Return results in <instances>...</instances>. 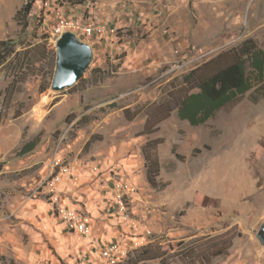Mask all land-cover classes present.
Returning <instances> with one entry per match:
<instances>
[{"label":"rangeland","instance_id":"obj_1","mask_svg":"<svg viewBox=\"0 0 264 264\" xmlns=\"http://www.w3.org/2000/svg\"><path fill=\"white\" fill-rule=\"evenodd\" d=\"M29 4L24 19L17 13ZM72 7L0 0V42L16 41L21 54L0 66V264H109L100 252L112 242L124 256L117 264H264L262 93L204 126L175 110L140 135L157 104H175L191 71L247 39L264 45V0H87L76 19L118 34L81 38L93 48L91 66L73 88L53 93L55 28ZM44 43L47 60L25 55ZM155 140L163 141V190L150 186L145 168L143 148ZM55 160L67 172L52 187ZM57 199L82 216L87 236L57 219ZM148 246L161 258L138 262Z\"/></svg>","mask_w":264,"mask_h":264},{"label":"trees","instance_id":"obj_2","mask_svg":"<svg viewBox=\"0 0 264 264\" xmlns=\"http://www.w3.org/2000/svg\"><path fill=\"white\" fill-rule=\"evenodd\" d=\"M87 0H64L73 7L81 5ZM31 11V4L17 13L27 19ZM27 28V24H24ZM17 42L6 40L0 42V66L5 64L13 55L19 60L21 54L16 52ZM47 44H38L31 47L25 55L39 53L45 60L49 58ZM99 70H95V72ZM54 78V76H53ZM53 78H51L53 80ZM184 83L187 88H182L173 97L174 105L170 101L159 103L155 106L153 114L148 118L145 130L140 134L148 135L158 130L159 124L167 120L170 114L177 110L178 118L188 122L192 127H200L214 119L223 110L234 108L249 92L262 93L264 96V45L259 46L253 39H247L241 45L223 51L211 60L203 63L190 72ZM49 85L41 88L43 93ZM259 87V88H257ZM16 89L12 86L6 89V100L10 102ZM254 101H257L254 100ZM126 113H129L128 111ZM95 137L88 143L94 141ZM162 140L150 141L143 148L147 180L150 186L163 190L168 185L159 181L160 159L158 146ZM184 159V158H181ZM152 246L142 249V255L137 261L155 260L161 258L152 254ZM229 247L217 250L213 257L226 254Z\"/></svg>","mask_w":264,"mask_h":264},{"label":"built area","instance_id":"obj_3","mask_svg":"<svg viewBox=\"0 0 264 264\" xmlns=\"http://www.w3.org/2000/svg\"><path fill=\"white\" fill-rule=\"evenodd\" d=\"M67 31L74 32L83 39H101V41L102 39L116 37L118 34L116 29L109 28L99 22L78 20L76 18H61L55 28V34L59 38ZM62 172L67 171L60 161L55 160L50 172L52 187H55V185L60 183L63 175ZM52 206L55 207V212L58 218L65 225V228L69 233H77L82 236L88 235L89 227L78 212L63 208L60 203H58V199L53 202ZM100 253L101 257L109 264H117L124 258L120 246L116 242L104 246ZM82 264H87V262L84 261Z\"/></svg>","mask_w":264,"mask_h":264},{"label":"water","instance_id":"obj_4","mask_svg":"<svg viewBox=\"0 0 264 264\" xmlns=\"http://www.w3.org/2000/svg\"><path fill=\"white\" fill-rule=\"evenodd\" d=\"M56 69L51 84L53 93H62L73 88L86 74L94 60V51L76 33L67 31L56 42ZM264 246V227L258 232Z\"/></svg>","mask_w":264,"mask_h":264},{"label":"crops","instance_id":"obj_5","mask_svg":"<svg viewBox=\"0 0 264 264\" xmlns=\"http://www.w3.org/2000/svg\"><path fill=\"white\" fill-rule=\"evenodd\" d=\"M77 9H78V7H72L71 8V10L73 11V13L71 14V18H76L77 16H75L76 15V12H77ZM101 39H99V41H100ZM102 40H105V39H102ZM44 211L46 210V208H44L43 209ZM57 219H59L58 217H57ZM59 221L61 222V220L59 219ZM48 225L49 226H52L50 223H48ZM57 231V230H56Z\"/></svg>","mask_w":264,"mask_h":264},{"label":"bare ground","instance_id":"obj_6","mask_svg":"<svg viewBox=\"0 0 264 264\" xmlns=\"http://www.w3.org/2000/svg\"><path fill=\"white\" fill-rule=\"evenodd\" d=\"M244 125H246V124H244ZM64 177H66L65 175H64ZM201 179V178H200ZM183 188H184V186H183ZM184 190H185V188H184ZM180 191V190H179ZM184 194V193H183ZM179 196H180V193H179ZM183 196V195H182Z\"/></svg>","mask_w":264,"mask_h":264},{"label":"flooded vegetation","instance_id":"obj_7","mask_svg":"<svg viewBox=\"0 0 264 264\" xmlns=\"http://www.w3.org/2000/svg\"><path fill=\"white\" fill-rule=\"evenodd\" d=\"M263 227H264V226H263ZM263 227H262V228H263Z\"/></svg>","mask_w":264,"mask_h":264}]
</instances>
